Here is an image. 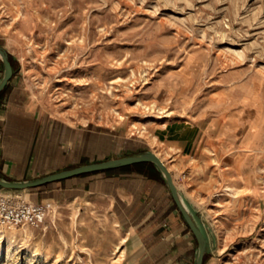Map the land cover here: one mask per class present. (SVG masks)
Listing matches in <instances>:
<instances>
[{"label": "rangeland", "instance_id": "obj_1", "mask_svg": "<svg viewBox=\"0 0 264 264\" xmlns=\"http://www.w3.org/2000/svg\"><path fill=\"white\" fill-rule=\"evenodd\" d=\"M0 32L40 106L165 157L205 229L208 262L264 264V0H0ZM182 121L200 134L178 166L154 132ZM170 201L167 213L181 215ZM43 204L40 226L0 223V264L147 258L108 197Z\"/></svg>", "mask_w": 264, "mask_h": 264}, {"label": "crops", "instance_id": "obj_2", "mask_svg": "<svg viewBox=\"0 0 264 264\" xmlns=\"http://www.w3.org/2000/svg\"><path fill=\"white\" fill-rule=\"evenodd\" d=\"M0 46L9 51L14 68L13 77L0 94V176L33 179L88 162L153 151L149 141L131 137L121 129L77 124L44 109L23 73L20 57L2 35ZM4 71L0 57V81ZM196 126L182 121L170 125V136L168 125L164 131L154 132L168 149V155L181 156L174 158L175 165L182 166L186 157H194L187 151L199 137ZM163 160L170 167L165 157ZM149 165L154 166L147 162L81 174L27 189V195L40 203L66 201L87 193L104 195L111 201L115 214L122 221H130V228L135 231L134 243L144 245L147 258H140L138 264H195L197 254H191L195 236H191L193 232L182 214L167 213L172 205L170 200L175 201L165 181L142 168ZM205 264L220 263L205 260Z\"/></svg>", "mask_w": 264, "mask_h": 264}, {"label": "water", "instance_id": "obj_3", "mask_svg": "<svg viewBox=\"0 0 264 264\" xmlns=\"http://www.w3.org/2000/svg\"><path fill=\"white\" fill-rule=\"evenodd\" d=\"M0 57L2 58L5 65L4 76L0 81L1 94L14 75V68L10 58V53L3 46H0ZM146 162L154 164L159 169L177 207L179 208L181 214L183 215L185 221L187 222L188 226L193 232V235L195 236L198 244L195 264H205L209 244L205 229L201 225V222L199 221L197 216L193 214L192 210L184 199L181 191L179 190V187L175 182L173 173L171 172L165 161L153 151H141L118 158L88 162L33 179L11 180L0 176V187L10 190H25L30 188H37L49 183L71 178L81 174L122 168Z\"/></svg>", "mask_w": 264, "mask_h": 264}, {"label": "built area", "instance_id": "obj_4", "mask_svg": "<svg viewBox=\"0 0 264 264\" xmlns=\"http://www.w3.org/2000/svg\"><path fill=\"white\" fill-rule=\"evenodd\" d=\"M19 191L0 187V223L9 226H40L45 221L47 206L25 198Z\"/></svg>", "mask_w": 264, "mask_h": 264}, {"label": "bare ground", "instance_id": "obj_5", "mask_svg": "<svg viewBox=\"0 0 264 264\" xmlns=\"http://www.w3.org/2000/svg\"><path fill=\"white\" fill-rule=\"evenodd\" d=\"M157 153V152H156ZM158 154V153H157ZM159 155V154H158ZM160 156V155H159ZM161 157V156H160ZM162 158V157H161ZM163 159V158H162ZM169 169H170V167H169ZM234 189V188H233ZM233 191V190H232ZM236 193V192H235ZM27 194V193H26Z\"/></svg>", "mask_w": 264, "mask_h": 264}, {"label": "trees", "instance_id": "obj_6", "mask_svg": "<svg viewBox=\"0 0 264 264\" xmlns=\"http://www.w3.org/2000/svg\"><path fill=\"white\" fill-rule=\"evenodd\" d=\"M147 163V162H146ZM154 165V164H153Z\"/></svg>", "mask_w": 264, "mask_h": 264}]
</instances>
